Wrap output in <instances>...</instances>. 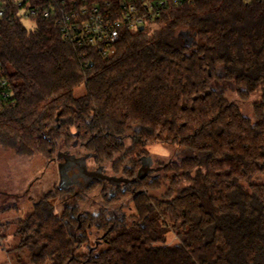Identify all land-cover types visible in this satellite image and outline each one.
Segmentation results:
<instances>
[{"label": "trees", "instance_id": "1", "mask_svg": "<svg viewBox=\"0 0 264 264\" xmlns=\"http://www.w3.org/2000/svg\"><path fill=\"white\" fill-rule=\"evenodd\" d=\"M30 23L1 30L0 145L48 166L66 150L134 182L101 191L93 213L57 212L72 189L45 193L14 250L32 264H264V0H193L124 32L107 58ZM157 143L177 151L140 178Z\"/></svg>", "mask_w": 264, "mask_h": 264}, {"label": "built area", "instance_id": "2", "mask_svg": "<svg viewBox=\"0 0 264 264\" xmlns=\"http://www.w3.org/2000/svg\"><path fill=\"white\" fill-rule=\"evenodd\" d=\"M193 0H0V41L5 24L36 22L42 17L54 22L62 38L80 49L97 48L107 58L124 32L155 26L169 10ZM7 86L1 76L0 91ZM8 97V94H5Z\"/></svg>", "mask_w": 264, "mask_h": 264}, {"label": "rangeland", "instance_id": "3", "mask_svg": "<svg viewBox=\"0 0 264 264\" xmlns=\"http://www.w3.org/2000/svg\"><path fill=\"white\" fill-rule=\"evenodd\" d=\"M25 25L29 29L34 27L30 21H26ZM83 92V87H81L76 91V95H80ZM227 96L231 101L239 100L231 92ZM242 107L245 114L251 115L252 109L248 103L243 104ZM148 150L150 152L149 157H151L152 163L154 161L155 165L161 161L168 162L172 160L177 151L173 146H165L159 143L150 145ZM64 162V159H60L59 164L51 163L48 166L46 161L39 156L27 158L15 157L12 152L4 149L0 145V208L12 206L11 209L0 214V264H32L28 255L18 253V251L14 250L20 243L19 237L16 235L18 228L17 222L26 219L33 212V202L35 200H38L42 195L56 189L58 186L60 187L59 165ZM82 177L84 183L76 180L71 184L75 189L74 192H81L82 196H84L85 188L95 180L97 182L103 181L101 179H91L90 174ZM256 182L264 184V176L258 177ZM109 185L111 189L112 187L118 186L115 183H109ZM101 193V189H99L95 193V198L92 203H81L82 201L77 199L75 195L63 199L59 198L54 203L57 206L58 213L64 207L80 206V204L81 213L98 212L105 206ZM153 194L159 197L162 192L157 191ZM100 235L102 234L96 231L93 232L91 246L95 245ZM177 241L176 235H171L167 243L174 244ZM87 250L88 248L85 249V251Z\"/></svg>", "mask_w": 264, "mask_h": 264}, {"label": "flooded vegetation", "instance_id": "4", "mask_svg": "<svg viewBox=\"0 0 264 264\" xmlns=\"http://www.w3.org/2000/svg\"><path fill=\"white\" fill-rule=\"evenodd\" d=\"M59 155L62 156V157H64V156H71V157H75V158L78 159V157L75 156L74 154H72V153L68 154V152H66V150H62L61 152L58 153L57 157L53 160V162H52L53 164H55V163H58L59 164V160H60L58 158ZM146 157H149V156H146ZM83 158L84 157H82V158L80 157V159H83ZM161 167L162 166L160 164H156L155 165V163L153 161V163L151 165V170L152 171H157L158 168H161ZM85 172L88 173V174H90V175H93V179H107V178L108 179H111V178L124 179V178H120L119 176H117V175H115L113 173H110L109 170L106 167L102 166V165L89 164V160H86V159H85ZM80 174H81L80 170L74 166V168L72 170H70V172H68V177H69V179H78V181H80L81 183H84V179H83V177ZM88 174H86V176ZM75 176H77V178ZM73 177H75V178H73ZM94 182H97V181L95 180ZM97 183L101 185L100 186L101 187L100 188L101 191L110 188V185H109L110 182L107 181V180H103V181L97 182ZM119 185L120 186H125V183H121ZM119 185L117 187H120ZM114 188L115 187H112V189L110 188L109 190L111 192H113L114 191ZM71 189L72 190H75L74 187H72L71 184H69L64 190H71ZM73 194L76 196L77 193H73Z\"/></svg>", "mask_w": 264, "mask_h": 264}, {"label": "water", "instance_id": "5", "mask_svg": "<svg viewBox=\"0 0 264 264\" xmlns=\"http://www.w3.org/2000/svg\"><path fill=\"white\" fill-rule=\"evenodd\" d=\"M139 31H141V32L144 31V28L141 27ZM58 158L59 159L63 158L65 160V163L59 165L60 188L61 189H65L67 187V185L72 184L73 182L78 180V179H69V177H68V172H70V170H72L74 168V166L80 170L81 176H86V174H87L85 172V159L86 158H83V159L78 158L77 159V158L71 157V156L62 157L60 155ZM141 162H142V167L139 170L138 176L140 178H143L151 170L152 160H151V157H143L141 159ZM90 176H91V178H93V175H90ZM75 177L77 178V176H75ZM75 177H73V178H75ZM101 180H107L110 183H115L118 185L121 183L129 184V183L134 182V180L128 181L125 179H117V178H111V179L107 178V179H101ZM65 185H66V187H65Z\"/></svg>", "mask_w": 264, "mask_h": 264}]
</instances>
